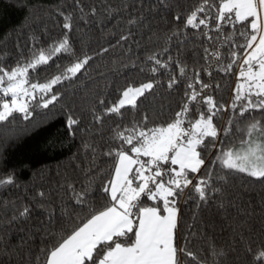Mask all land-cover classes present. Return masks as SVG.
I'll use <instances>...</instances> for the list:
<instances>
[{
    "label": "trees",
    "instance_id": "trees-1",
    "mask_svg": "<svg viewBox=\"0 0 264 264\" xmlns=\"http://www.w3.org/2000/svg\"><path fill=\"white\" fill-rule=\"evenodd\" d=\"M202 2L167 0L164 7L159 0H0V63L5 67L27 62L30 50L37 55L41 49L51 52L66 32L72 55L53 57L48 65L29 73L30 82L45 83L76 59L91 57L77 78L54 86V92L60 94L54 104L40 108L37 96V101L31 102L28 120L17 114V119L0 123V178L13 176L15 181L0 185V220L25 206L31 209L27 221L0 225V264H44L46 250L55 243L47 233L59 236L70 232L78 220L106 205L101 188L114 171L115 158L106 153L120 147L116 133L142 122L147 128L166 125L185 102L188 79L181 78L173 89L168 87L170 77L180 75L177 64L186 67L188 77L200 72L203 81L212 85L207 94L217 104L231 105L239 64L228 73L219 70L214 61L209 68L204 51L219 47L226 64L231 59L228 45L215 39L209 42L200 29H186L174 19L186 17ZM60 13L71 14V32L63 28L65 19ZM137 17L141 18L136 24L127 23ZM232 31L226 26L225 34ZM210 35L216 38L218 34L213 30ZM121 36L127 39L121 40ZM234 39L244 43L243 38ZM153 54L169 67L153 73L156 65L148 59ZM147 82H154V88L139 98L138 107L126 106L122 115H105V109L116 103L129 85ZM70 110L80 121L74 126V135L66 125ZM94 116H100L101 122ZM232 117L229 108L214 119L221 140ZM252 118L264 116L253 111L246 114L244 123ZM228 140L231 145L225 142L224 147L240 143L238 137L229 136ZM219 147V142L216 148L209 143L200 151L212 170L225 177L224 181L214 180L213 186L221 191H209L208 202L198 207L197 194L185 189L177 205V244L193 252L199 264H254L255 256L264 250V181L212 165ZM86 187L90 189L88 203L77 205L75 194ZM145 203L151 202L145 199ZM181 264L197 261L181 256Z\"/></svg>",
    "mask_w": 264,
    "mask_h": 264
},
{
    "label": "snow or ice",
    "instance_id": "snow-or-ice-1",
    "mask_svg": "<svg viewBox=\"0 0 264 264\" xmlns=\"http://www.w3.org/2000/svg\"><path fill=\"white\" fill-rule=\"evenodd\" d=\"M159 4L168 6L167 0H159ZM95 11L92 9L93 15ZM60 15L65 19L63 28L71 32V14ZM140 18L129 19L127 23L134 25ZM174 19L182 22L186 29H200L209 42L215 39L228 45L231 59L226 64L219 47L214 50L205 48L204 51L209 68L213 67L214 61L219 70L228 73L239 64L231 105L217 104L207 94L212 85L203 81L201 73L194 72L188 77L186 67L177 64L180 75L170 77L169 89L178 86L181 78L189 80L180 111L166 125L147 128L142 122L139 126L116 133L120 147L106 153L115 158L114 171L101 188L106 205L78 220L70 232L59 236L47 233L55 243L46 250L44 264H181V256L190 257L199 264L193 252L177 244L180 222L177 205L185 189L197 194L198 207L208 202L209 191H221L213 186L214 180L224 181L225 177L212 170L200 151L209 143L213 148L217 147V142L220 145L212 165L219 164L221 169L264 181V119L252 118L244 123L246 114L253 111L264 116V0H203L186 17L177 15ZM226 26L233 31L225 34ZM203 28L209 32H203ZM213 30L218 34L216 38L210 35ZM234 38H243L244 43H237ZM126 39L121 36V40ZM30 51L31 58L27 62L17 61L15 67L9 69L0 63V123L17 119V114L28 120L32 116L31 102L37 101V96V106L47 109L60 99V94L54 92V86L77 78L91 60L89 56L76 59L49 81L34 83L30 82V72L48 65L53 57L60 54L72 55L68 33L58 46L52 47L51 52L41 49L37 55L35 50ZM148 59L156 65L152 68L153 73L169 67L156 54ZM207 74L211 78L212 72ZM153 88L154 82L138 87L129 85L120 99L105 109V115H122L121 110L126 106L138 107L139 98ZM99 103L104 105L105 101L100 100ZM194 108L197 111L194 112ZM229 108L233 117L228 119L223 129L225 139L221 140V131L214 124V119ZM94 119L101 122L100 116H94ZM144 120L147 121V117ZM79 122L70 110L66 121L70 135L75 134L74 126ZM229 136L240 138L239 148L224 147L225 142L232 143ZM202 171L204 174L197 179ZM14 182L13 176L0 178V185H12ZM89 191L86 187L77 192L75 203L86 206ZM39 195L43 197L44 193ZM145 199L151 203L146 204ZM220 206L224 207L223 204ZM30 215L31 209L25 206L10 218L0 220V225L24 222ZM262 260L264 250L255 256L254 264H260Z\"/></svg>",
    "mask_w": 264,
    "mask_h": 264
},
{
    "label": "rangeland",
    "instance_id": "rangeland-1",
    "mask_svg": "<svg viewBox=\"0 0 264 264\" xmlns=\"http://www.w3.org/2000/svg\"><path fill=\"white\" fill-rule=\"evenodd\" d=\"M10 99V98H9ZM240 144V143H239ZM239 144H237L234 148H239Z\"/></svg>",
    "mask_w": 264,
    "mask_h": 264
}]
</instances>
